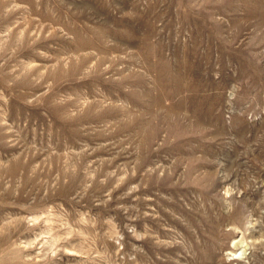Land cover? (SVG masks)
Returning a JSON list of instances; mask_svg holds the SVG:
<instances>
[{
  "label": "rangeland",
  "instance_id": "374dc122",
  "mask_svg": "<svg viewBox=\"0 0 264 264\" xmlns=\"http://www.w3.org/2000/svg\"><path fill=\"white\" fill-rule=\"evenodd\" d=\"M0 264H264V0H0Z\"/></svg>",
  "mask_w": 264,
  "mask_h": 264
}]
</instances>
